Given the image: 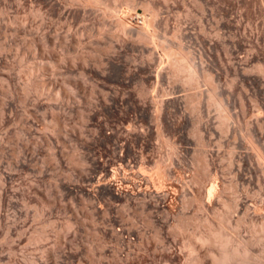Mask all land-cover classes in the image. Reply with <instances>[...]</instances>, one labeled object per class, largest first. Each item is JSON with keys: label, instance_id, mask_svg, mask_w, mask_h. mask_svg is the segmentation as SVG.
<instances>
[{"label": "rangeland", "instance_id": "374dc122", "mask_svg": "<svg viewBox=\"0 0 264 264\" xmlns=\"http://www.w3.org/2000/svg\"><path fill=\"white\" fill-rule=\"evenodd\" d=\"M163 1L0 0V264H185L220 215L264 264V0ZM144 2L164 9L156 38L187 54L185 72L106 11L148 18ZM119 143L102 187L97 158ZM159 160L162 188L140 178Z\"/></svg>", "mask_w": 264, "mask_h": 264}, {"label": "bare ground", "instance_id": "6f19581e", "mask_svg": "<svg viewBox=\"0 0 264 264\" xmlns=\"http://www.w3.org/2000/svg\"><path fill=\"white\" fill-rule=\"evenodd\" d=\"M77 1L82 2V3H84L86 5H89V6H93V7H102L103 5H105L104 0H77ZM125 1L128 4V6L130 5V9L131 10H135L134 7L136 5L134 7H132V4H133L134 0H125ZM164 1L168 2L169 0H164ZM174 2H176V1H174ZM197 2H199V1L196 0V3ZM206 2H207V0H206ZM134 3H136V2H134ZM201 5H202V3H201ZM188 6H187V8H188ZM141 7L145 11V13L148 12V14H149L148 18H147V16L144 17V18H138L139 15L137 13H132V11L129 10V8L127 10H123V11L121 10V12H119L120 10L117 11L116 9H113V8L109 7V5H107L106 6V11L111 13L116 18V27H117L118 32H121L120 34H123L124 36L126 35L127 38H128V35H133V36H135V38L134 37H132V38H134V40L137 39L136 40L137 42H139V41H143L144 42L145 41L144 43H147V42L149 43V41H151L153 43V46H152L151 50H153L154 52L158 53L162 59H165V60H167L170 63V65L172 67L173 75H177L179 72H182V73L185 72L188 69V66L190 67V61H189V58H188L187 54L182 49L166 47V46L160 44L157 41L156 33H155L156 32L155 31V23H156V19L158 18V16L160 15V13L164 9L162 7H160V6L155 5L152 2H144L141 5ZM167 7H169L168 9H170V6H167ZM199 9H203V8L200 7ZM182 10H184V9H182ZM190 10H192V9H190ZM211 11H213V10H211ZM205 15H206V13H205ZM106 18H107V16H106ZM102 25H104V24H102ZM104 26H103V29H104ZM192 82H195V78H193V76L188 77L187 78V84L188 83H192ZM43 90H44L43 88L39 89L40 92H42ZM61 91H62L63 97L65 99H69L74 93V90L72 89V87L69 84L68 85L65 84ZM61 94H60V91H59V92L55 93L52 97L55 100H59L61 98V96H62ZM209 94H210L211 99L218 105V107L223 112L226 111V109L223 108V104L221 103V101H219L217 99V97H216V89H215L214 84H212V83H210ZM223 117H224L225 121L230 120V116L227 115V114H225ZM51 127H52L53 131H59V129H60L59 121L57 119H54V121L49 125V128H51ZM255 150H256V152L258 154L259 159L262 160V162L264 164L263 155L261 154V152L258 150L257 147H255ZM168 168H169L168 164L165 163V161H161V160L157 161L156 162V166H155V172H154L155 174L151 173L150 175H148L149 178H150V181L156 183L159 188H162L163 186H166L165 182H166V180L169 179V172H167L169 170ZM140 169L142 170L143 173L147 172L146 170L144 171L142 169V167ZM214 188H209L210 189V192H209L210 194H212L213 191L216 190ZM213 194H215V191H214ZM213 197H214V195H213ZM226 207L228 209H231V206H229V205H226ZM253 212H255V211H253ZM219 219H220L221 222L219 223V227L217 229L213 228L210 222H205V225L207 226L206 233H203V234H200V235H191L187 239V241H186V243L184 245L188 248V250L190 252V257L187 259L186 263L187 264H258L259 261L256 262V260H254L255 258L253 257V255L251 253V248L250 247L252 245H250L248 240L247 241L239 240L241 236L239 237V239H236L234 236H232L227 231L228 228L226 227V220L224 219L223 215H220ZM175 227H176V229L178 231H184L185 230L184 227H183V224H181V223H179ZM187 232H185V233H187ZM176 234H179V233H176ZM263 253H264V251H263ZM171 256L167 255L166 259L168 261L171 260L172 259ZM160 258H162V257H160ZM261 258H262V256H261ZM129 259H131V258H129ZM173 259H174V257H173ZM262 263H264V262H262Z\"/></svg>", "mask_w": 264, "mask_h": 264}, {"label": "built area", "instance_id": "2783aa9c", "mask_svg": "<svg viewBox=\"0 0 264 264\" xmlns=\"http://www.w3.org/2000/svg\"><path fill=\"white\" fill-rule=\"evenodd\" d=\"M111 132L109 133V135ZM98 152V150L95 149V153ZM123 155L122 150V144H118V150L113 155L108 156L107 154L100 153V156L98 159V166L96 167L98 170L97 173V181L101 182L100 186L106 187L108 185L109 180H115L118 178L120 169H121V163L119 160L121 159ZM140 178L146 182L150 181L149 176L147 175H141Z\"/></svg>", "mask_w": 264, "mask_h": 264}]
</instances>
